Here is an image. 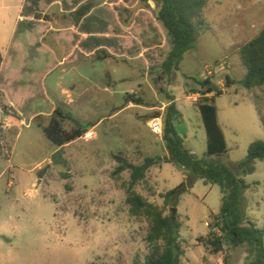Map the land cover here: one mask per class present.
<instances>
[{
    "label": "rangeland",
    "instance_id": "obj_1",
    "mask_svg": "<svg viewBox=\"0 0 264 264\" xmlns=\"http://www.w3.org/2000/svg\"><path fill=\"white\" fill-rule=\"evenodd\" d=\"M124 1L130 8L128 18L136 15L139 30L128 33L129 44L123 57L98 60L95 55L87 58L77 53L74 60L81 63L72 66L101 90L109 86L106 93L98 87L102 99L86 107L91 114L103 116L102 124L94 129L93 124L88 125L89 121L80 117L81 107L73 111L72 120L63 123L67 131L80 127L85 133L96 132V145L83 139L65 148L57 162L38 166L57 147L31 124L28 115L26 128L12 124L0 112V264H143L152 250L147 240L151 223L131 214L127 201L130 173L112 175L118 165L113 156L124 155L135 164H141L146 157L168 161L162 135L152 132L150 122L155 118L163 120L175 98L182 115L175 126L184 147L199 159L205 158L207 138L198 111L201 98L193 92L198 87L195 80L210 78L224 91L216 98V105L229 152L212 159L236 172L250 144L264 140L258 113L259 109L264 116V87L251 91L244 88L241 81L246 69L239 53L264 28V0H208L204 10L207 29L185 55L180 72L172 77L161 70L170 41L162 24L156 23V6L145 7L140 0ZM139 8L144 10L138 13ZM112 22L107 16L89 20L84 27L90 30L91 37L84 41L83 48L119 51L121 44L111 38ZM118 28L113 26L115 31ZM31 33L32 38L25 41V54H21L23 58L29 56L27 64L33 66V71L27 73L29 81L40 87L46 72L53 73L49 83L59 74L61 59L46 53L39 44L38 28L31 27ZM72 34L59 35L60 55L70 53L77 45ZM135 36H141V41ZM3 43L0 39L1 46ZM143 45L153 47L145 57L141 54ZM207 66L218 67L213 76L205 73ZM72 67L67 66V80L72 77ZM131 97L142 104L137 105ZM65 109L64 113L71 116ZM42 120L38 118L37 122L43 124ZM186 174L175 163H161L150 169L146 181L134 187L136 193L181 225V264H251L255 255L248 245L234 248L226 243L222 253L214 254L200 241L212 233V212L219 213L221 209L223 195L219 186L198 180L175 201L165 202L166 193L180 186ZM241 178L250 186L244 196L246 215L264 229V161L257 162L253 174Z\"/></svg>",
    "mask_w": 264,
    "mask_h": 264
},
{
    "label": "trees",
    "instance_id": "obj_2",
    "mask_svg": "<svg viewBox=\"0 0 264 264\" xmlns=\"http://www.w3.org/2000/svg\"><path fill=\"white\" fill-rule=\"evenodd\" d=\"M102 1L88 0L82 4L69 15L73 24L79 26L81 21ZM140 2L145 7L150 8L155 5L157 8L156 20L165 28L170 41V50L161 64V70L168 77H172L180 72L185 55L194 49L202 33L207 29L204 10L208 0H140ZM97 53L98 60L110 56L104 50ZM239 53L246 69V74L241 81L244 88L249 91L263 88L264 28L254 39L244 44L239 49ZM2 63L3 56L0 51V70ZM227 81L231 85L229 77ZM195 82L198 87L193 92L199 94L201 98L198 111L207 138L205 158L199 159L184 147L183 139L175 126V122L182 117L177 110L175 98L171 100L162 120V140L169 154L168 161L146 157L141 164H135L124 155L113 156L118 165L112 175L119 176L126 171L130 173L127 201L131 206V214L136 217L143 216L151 223L147 240L152 250L143 264H181L184 255L180 242L181 225L172 216L164 215L163 209L153 205L134 191L136 185L146 181L150 169L161 163H175L187 173L180 186L166 193L164 196L166 203L175 201L189 191L198 180H202L206 185H217L221 188L223 195L221 209L219 213L212 212L211 215L214 220L211 228H217L219 232L210 233L205 239H200L201 242L212 249L214 254L222 253L226 243L234 248L248 245L255 255V260L251 264H264V229H259L246 215L244 196L250 186L241 178V176L253 174L257 162L264 161V140H256L250 144L247 156L236 165V172L212 159L224 157L229 152L215 104L216 98L222 96L224 91L219 89L210 78L195 80ZM131 98V101L136 102L137 105L142 104L141 100ZM3 110L18 117L13 110H11L12 113H9L5 107ZM258 113L264 128V116L259 109ZM65 120H72V117L57 108L49 124L42 127L45 137L57 147L65 146L85 134L80 127L71 131L64 129ZM60 156L61 152L56 153L53 160L56 162Z\"/></svg>",
    "mask_w": 264,
    "mask_h": 264
},
{
    "label": "crops",
    "instance_id": "obj_3",
    "mask_svg": "<svg viewBox=\"0 0 264 264\" xmlns=\"http://www.w3.org/2000/svg\"><path fill=\"white\" fill-rule=\"evenodd\" d=\"M70 1L71 0H0V39L4 40L3 46L0 44V51L3 56V63L0 70V112L2 111V113L6 114L7 117L12 120V124H18L26 128L29 126L26 122V116L28 115L31 124L43 135L42 127L49 124L51 116L57 108L63 111L66 108L71 113L72 117L73 111H77V109L81 107L83 113L80 117L88 120V125L93 124V129L105 121L103 116L97 117L91 114L86 107L89 105V102H96V99L100 101L102 99L100 97L101 92H108L109 86H103L101 90V87L97 86V83L92 81L90 77L83 73L79 74V68H73L72 66L81 62H75L74 57L77 53H81L87 58H90L91 56H96L98 51L104 50L110 55L105 59L110 61L114 59L120 60L129 44L127 39L128 33L132 29L139 30V23H137L135 19L136 15L128 18L127 10L130 8L128 7V2L124 0H119L116 3H112L111 0H103L81 21L79 26L73 24L72 18L69 17V15L88 0H74L72 3ZM139 3L140 2L137 4ZM134 10H136V8ZM143 10L144 9L139 8L138 13ZM136 13L137 12H135V14ZM94 16H107L113 19L112 26L110 27L113 35H111V38L117 39L121 44L119 51L115 52L105 47H98L93 50H86L83 48L84 41L91 37L90 30H86L84 26ZM156 23L157 25L159 24L157 20ZM115 25L119 26L118 31L113 30V26ZM31 27L38 28L39 35L37 41L43 46L45 52L47 51L46 53L56 59H61L59 62L61 68L59 74L56 75L55 79L50 80L49 83L48 79L53 73L51 71H48L49 73L46 72L44 81L40 87H34L32 81H29L30 77L27 73L33 71V66L27 64L30 59L29 56L25 55V58L22 56L25 54V41L32 38ZM64 32H72L77 45L70 53L66 52L60 55L62 47L57 40L60 37L59 35H62ZM142 36L150 38V36L145 34ZM135 38L141 41V36L140 38L139 36H135ZM150 48L143 45L141 54L144 56ZM21 52L24 53L21 54ZM68 65H71L73 73L72 77L67 80L65 77L68 75ZM25 74L27 76H25ZM78 78H82L83 80L78 81ZM98 87H100L101 92H97ZM4 107L8 109L9 113H12L11 110H13L18 117H14L5 112L3 110ZM116 115L117 114H115V116ZM38 118L43 119V124L37 122ZM218 119L225 134L224 128L220 122L219 111ZM21 132L22 128L16 136V139L20 137ZM83 139L82 136L65 146H56L57 149L55 152L51 156H47L38 166L43 162H48L49 164L55 162L53 157L56 153L62 152L65 148L85 140ZM98 140L99 135L94 132L93 138L88 141L85 140L84 142L90 145L92 143V145H96L95 142ZM259 204L260 203H257V206H259ZM251 220L257 224L252 218Z\"/></svg>",
    "mask_w": 264,
    "mask_h": 264
},
{
    "label": "built area",
    "instance_id": "obj_4",
    "mask_svg": "<svg viewBox=\"0 0 264 264\" xmlns=\"http://www.w3.org/2000/svg\"><path fill=\"white\" fill-rule=\"evenodd\" d=\"M218 67H212V66H207L205 68V73L208 76H213V74L215 73V71L217 70ZM150 128L152 130V132L155 135H162L163 132V122H162V118H155L150 122ZM83 138L88 141L90 139L93 138V133L92 132H86L83 136ZM209 225V224H208ZM212 232L218 233L219 230L217 228H213Z\"/></svg>",
    "mask_w": 264,
    "mask_h": 264
},
{
    "label": "water",
    "instance_id": "obj_5",
    "mask_svg": "<svg viewBox=\"0 0 264 264\" xmlns=\"http://www.w3.org/2000/svg\"><path fill=\"white\" fill-rule=\"evenodd\" d=\"M173 213H176V209H174Z\"/></svg>",
    "mask_w": 264,
    "mask_h": 264
}]
</instances>
